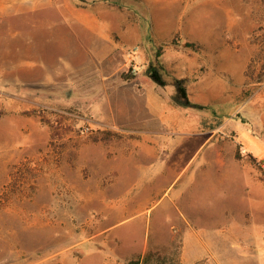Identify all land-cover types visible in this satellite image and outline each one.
<instances>
[{
    "label": "rangeland",
    "instance_id": "374dc122",
    "mask_svg": "<svg viewBox=\"0 0 264 264\" xmlns=\"http://www.w3.org/2000/svg\"><path fill=\"white\" fill-rule=\"evenodd\" d=\"M210 1L209 25L146 62L75 26V0H0V264H183L182 233L211 261L194 264H259L241 242L264 233V162L238 164L234 126L264 83V0ZM180 53L185 77L168 66ZM157 62V96L192 130L147 106Z\"/></svg>",
    "mask_w": 264,
    "mask_h": 264
},
{
    "label": "crops",
    "instance_id": "0c3cea01",
    "mask_svg": "<svg viewBox=\"0 0 264 264\" xmlns=\"http://www.w3.org/2000/svg\"><path fill=\"white\" fill-rule=\"evenodd\" d=\"M48 2L65 10L71 4L69 0H48ZM74 5L80 7L82 14L81 18L71 21L75 26L83 28L99 42L113 44L124 58L127 59L128 56L136 60L145 59L146 62L156 58L155 47L171 38L174 32L179 31L181 38L185 39L188 28L199 30L206 24L209 25L212 10L210 0H75ZM126 49H131V52H125ZM184 55L186 54L180 53L174 61L168 62V66L177 71L178 77H185L183 71L188 68ZM166 59L165 57L164 60ZM142 82L145 102L152 113L156 111L160 121L180 128L190 130L195 128L196 123L193 120L184 117L170 105H164L157 96V92L160 91L159 86L149 77H143ZM250 97L249 105L242 109L241 119L235 123L234 132L236 141L240 145L241 157L238 159V164L245 162L244 164L253 168L245 157H253L264 162V83L257 85ZM251 149L256 156L249 155ZM217 154L227 157L218 150ZM228 156L234 162L237 161L232 154ZM255 200L256 204L264 203V197L260 199L256 196ZM189 236L188 233H182V263L194 264L202 260L211 262L205 253L188 249ZM251 242L243 239L241 243L245 245V251L253 253L256 262L264 264V233ZM93 254L90 252L91 259L96 255ZM98 254L101 264H115L116 258L110 261L107 255Z\"/></svg>",
    "mask_w": 264,
    "mask_h": 264
},
{
    "label": "trees",
    "instance_id": "16d2710c",
    "mask_svg": "<svg viewBox=\"0 0 264 264\" xmlns=\"http://www.w3.org/2000/svg\"><path fill=\"white\" fill-rule=\"evenodd\" d=\"M145 74L158 85H165L166 80L168 79L166 76V72L164 68L161 66V63H152L149 64L146 68ZM133 76H124V79H131ZM171 83L175 86V93L173 94L174 101L177 102L180 106L189 107L197 105L191 103L186 94V85L183 79L171 78ZM238 156V153H236Z\"/></svg>",
    "mask_w": 264,
    "mask_h": 264
},
{
    "label": "built area",
    "instance_id": "2783aa9c",
    "mask_svg": "<svg viewBox=\"0 0 264 264\" xmlns=\"http://www.w3.org/2000/svg\"><path fill=\"white\" fill-rule=\"evenodd\" d=\"M260 174L264 178V164H260Z\"/></svg>",
    "mask_w": 264,
    "mask_h": 264
}]
</instances>
